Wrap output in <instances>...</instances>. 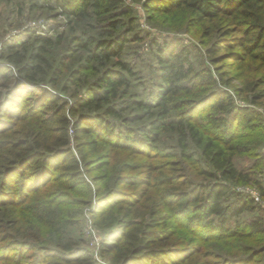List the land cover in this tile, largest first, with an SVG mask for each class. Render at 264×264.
Returning <instances> with one entry per match:
<instances>
[{
    "label": "trees",
    "instance_id": "obj_1",
    "mask_svg": "<svg viewBox=\"0 0 264 264\" xmlns=\"http://www.w3.org/2000/svg\"><path fill=\"white\" fill-rule=\"evenodd\" d=\"M130 1L162 13L167 32L195 42L150 40L152 72L162 84L141 100L129 94L130 64L117 60L118 69L108 67L127 42L123 33L98 44L87 31L74 39L102 69L71 100L68 87H56L63 64L49 81L41 69L52 39L36 37L27 56L4 47L0 264H264V217L239 219L263 209L251 194L236 191L252 183L250 190L264 199L256 179L264 168V0ZM125 3L54 0L65 15L91 19L93 28L129 16ZM81 72L73 71L70 82ZM130 106L149 116L137 133L122 115ZM171 123L176 153L168 163L155 144ZM92 156L103 163L94 169L102 173L89 180ZM237 158L249 159L248 172L237 168ZM92 200L97 258L80 230L71 231Z\"/></svg>",
    "mask_w": 264,
    "mask_h": 264
},
{
    "label": "rangeland",
    "instance_id": "obj_2",
    "mask_svg": "<svg viewBox=\"0 0 264 264\" xmlns=\"http://www.w3.org/2000/svg\"><path fill=\"white\" fill-rule=\"evenodd\" d=\"M50 4L35 3L33 0H0V56L6 50L5 46L16 47L21 51L26 52V56L34 52L36 49V37H46L53 40L54 45L47 46L46 51L42 54L43 62L41 69L46 73V81H49L53 70L57 69L63 64V72L59 77L56 84L57 90L60 92L64 87L69 88L66 99L71 100L72 94L77 96L83 93V82L92 81L90 73H96L100 76L101 69L95 61H90L89 51L83 49L79 50L80 46L74 39H83L82 33L88 32L90 36H94V40H98L97 44L103 39L111 40L114 36L119 34L125 35L127 41L121 53L117 58L112 59L111 66L109 68L118 69L116 61L127 62L130 64L134 71V76H127L131 83L130 97L132 101L141 100L142 97H146L149 93H155L156 90L162 84L161 76L159 73L152 72V66H156V62L153 60V53L150 51V40L153 37H170V38H183L184 44H195L193 38L181 35L172 34L166 31L167 24L163 22L165 15L159 12H147L140 3H132L130 0H126V5L130 7L131 12L129 16L119 17L104 21L102 26L95 25L90 26L91 19H76L69 15H65L62 8L54 4V0L50 1ZM89 22V23H88ZM118 23V24H116ZM97 26V27H96ZM101 35H106L101 39ZM92 47V44L87 46ZM193 59L196 62H200L201 56L196 50H192ZM97 66V70L94 68ZM198 67V66H197ZM81 69L80 80L78 77L74 78L76 82L72 81L73 71ZM84 69V70H83ZM50 73V74H49ZM86 78V79H84ZM71 83V84H70ZM75 83V84H74ZM237 85V83H235ZM47 87L51 85L48 82L45 83ZM56 89V88H55ZM238 103L241 104L239 101ZM153 105V102L151 103ZM155 104V103H154ZM151 114L155 116L156 109H151ZM206 110L200 109L199 114H205ZM122 115L124 118L129 119L130 122H126V127L135 129L145 125L149 116L143 109H136L133 106L125 111ZM138 115L142 120L134 122L133 119ZM176 121V117L173 118ZM119 121V120H118ZM119 123H121L119 121ZM139 137V136H137ZM160 150L163 151L162 162H174L175 158L170 157L175 150V135L174 125L171 123L167 129L163 132L161 140L155 144ZM264 153V147L262 148ZM168 156V157H167ZM95 156H92L91 163L94 162L93 168H90V173L87 175V179L91 180L92 177L99 176L102 172L95 171L94 169L102 165L100 160H95ZM96 161V162H95ZM237 168L244 173L248 172V161L246 158H237ZM99 163V164H97ZM255 175V174H254ZM257 180H260L264 186V168L257 174ZM198 182L203 181L202 178L197 179ZM248 186H238L236 191H239L241 195H255L259 198L256 202L263 209L260 213H248L244 212L239 219L256 218L258 215L264 217V199H260L258 193L252 189V183ZM120 189H124L123 186ZM93 202V200H92ZM91 202V204H92ZM229 202L235 203V199H230ZM95 202H93L94 204ZM82 224L81 226L71 229L73 233L78 232L81 238L84 240L91 253L95 258L98 257V246L100 243V234L96 230L95 223L92 219L93 212L95 210V204L89 206H83L82 208ZM232 223V221L230 222ZM229 223V224H230Z\"/></svg>",
    "mask_w": 264,
    "mask_h": 264
},
{
    "label": "built area",
    "instance_id": "obj_3",
    "mask_svg": "<svg viewBox=\"0 0 264 264\" xmlns=\"http://www.w3.org/2000/svg\"><path fill=\"white\" fill-rule=\"evenodd\" d=\"M252 196H253V198H254V200H255L256 202L259 201V198H258L257 196H255V195H253V194H252Z\"/></svg>",
    "mask_w": 264,
    "mask_h": 264
}]
</instances>
